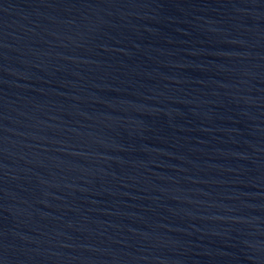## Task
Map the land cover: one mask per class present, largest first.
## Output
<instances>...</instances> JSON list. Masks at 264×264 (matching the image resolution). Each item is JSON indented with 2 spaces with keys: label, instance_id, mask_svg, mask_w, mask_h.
<instances>
[{
  "label": "water",
  "instance_id": "water-1",
  "mask_svg": "<svg viewBox=\"0 0 264 264\" xmlns=\"http://www.w3.org/2000/svg\"><path fill=\"white\" fill-rule=\"evenodd\" d=\"M0 264H264V0H0Z\"/></svg>",
  "mask_w": 264,
  "mask_h": 264
}]
</instances>
